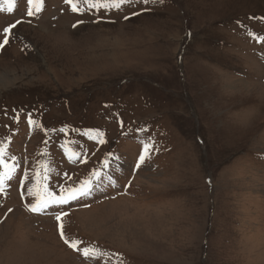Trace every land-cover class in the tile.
<instances>
[{"label":"rangeland","instance_id":"obj_1","mask_svg":"<svg viewBox=\"0 0 264 264\" xmlns=\"http://www.w3.org/2000/svg\"><path fill=\"white\" fill-rule=\"evenodd\" d=\"M29 7L0 0V264H264V0ZM37 176L91 188L36 215Z\"/></svg>","mask_w":264,"mask_h":264},{"label":"snow or ice","instance_id":"obj_2","mask_svg":"<svg viewBox=\"0 0 264 264\" xmlns=\"http://www.w3.org/2000/svg\"><path fill=\"white\" fill-rule=\"evenodd\" d=\"M8 4V11L11 12L13 9V3L14 0H6ZM147 2V0H145ZM28 3L30 5L28 9V15H33V8H35L36 12H39L41 10V5L43 3V0H28ZM65 3L71 6V10L73 12H80L84 9L80 8L79 5L81 3L88 5L89 8H104L106 10L111 8L119 9L122 5L125 3H132V0H65ZM126 19L128 17H125ZM16 23H20V21H17ZM12 27H15V25H12ZM10 29L8 27H5L3 29L4 32V40L3 44H0V47H3L4 44H7L9 42V33ZM18 119V117H17ZM29 123L33 124L34 121L31 119V116H29ZM101 143L104 141L101 140ZM151 148V145L148 143H145L143 145V151L139 156V163H143L146 159V156ZM3 151L4 149L0 147V167H2V171H0V191H3V186L5 185V182L7 180H10L14 172L16 171V165L15 164H9L7 163L3 158ZM76 155V154H74ZM13 160H15V157H12ZM139 167V164L137 165ZM93 175L98 176V172H94ZM44 179H47V176L45 175ZM91 188V181L90 180H84L82 181L79 186L77 187H61L60 194L51 191L47 184H42L40 182V177L37 176V183L34 184L31 188L28 189V195L35 197V203L26 205L29 211L32 212H41L44 209L48 208L49 205H64L67 204L69 201L76 200L78 197L82 195H86L89 193ZM11 211V210H9ZM63 215H67L65 213H58L56 215V220L60 221ZM60 228V234L62 238H65V234L63 231V224L59 225ZM65 242L67 243V239L65 238ZM78 241H72L70 246L74 249L77 248ZM83 255L87 258L96 253V249H89L87 247L82 249Z\"/></svg>","mask_w":264,"mask_h":264},{"label":"bare ground","instance_id":"obj_3","mask_svg":"<svg viewBox=\"0 0 264 264\" xmlns=\"http://www.w3.org/2000/svg\"><path fill=\"white\" fill-rule=\"evenodd\" d=\"M264 102V101H263ZM262 104V103H261ZM133 165V164H132Z\"/></svg>","mask_w":264,"mask_h":264}]
</instances>
